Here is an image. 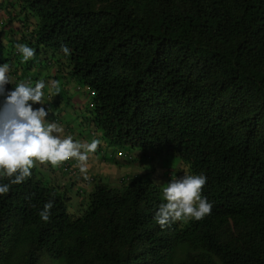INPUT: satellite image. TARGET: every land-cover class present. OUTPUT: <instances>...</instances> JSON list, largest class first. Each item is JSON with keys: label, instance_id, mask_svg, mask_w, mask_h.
<instances>
[{"label": "trees", "instance_id": "trees-1", "mask_svg": "<svg viewBox=\"0 0 264 264\" xmlns=\"http://www.w3.org/2000/svg\"><path fill=\"white\" fill-rule=\"evenodd\" d=\"M0 3V28L19 22L16 41L0 37V50L16 48L20 68L10 74L45 60L58 98L44 91L50 109L85 98L73 112L62 107L65 134L115 149L109 163L138 152L127 163L141 167L109 184L75 160L47 164L83 174L74 190L35 165L0 196V264H38L44 255L61 264H264V0ZM22 44L36 50L28 62ZM164 153L186 174L207 176L212 210L202 220L156 222L162 187L151 162Z\"/></svg>", "mask_w": 264, "mask_h": 264}, {"label": "clouds", "instance_id": "clouds-1", "mask_svg": "<svg viewBox=\"0 0 264 264\" xmlns=\"http://www.w3.org/2000/svg\"><path fill=\"white\" fill-rule=\"evenodd\" d=\"M61 51L65 56L71 55L66 44L61 45ZM18 52L22 62H28L36 54V50L27 44L18 45ZM10 71L9 63H0V196L7 194L12 184L29 179L37 163L58 166L71 159L79 162L82 173L86 172L89 154L95 153L100 141L83 142L72 135H64V128L48 119L53 113L44 101L45 82L40 80L33 86L22 81L9 89V84L13 85ZM56 94H59L58 87ZM119 153L116 156L125 162L134 156ZM63 174L77 181L84 176L80 172L66 170ZM125 177L128 175L120 177L118 182ZM5 178L8 183L2 182ZM206 182L207 176L203 173L171 178L161 189L162 201L155 212L154 218L160 227L177 221L202 220L209 215L212 204L203 195ZM52 207V201L44 204L39 213L43 220L50 218Z\"/></svg>", "mask_w": 264, "mask_h": 264}, {"label": "crops", "instance_id": "crops-1", "mask_svg": "<svg viewBox=\"0 0 264 264\" xmlns=\"http://www.w3.org/2000/svg\"><path fill=\"white\" fill-rule=\"evenodd\" d=\"M1 3H0V14L4 15L5 12H3L2 8H1ZM5 16V15H4ZM14 21V20H13ZM10 22L8 25L5 26V28H0V37H4V38H9L11 37L13 42L16 41L17 37L15 33V30L18 28V23L17 21L14 22ZM7 62V61H6ZM31 72L28 74H32L37 75L36 77L38 79H34L33 77H30L27 73L20 72V69L18 71V74L20 72V74L17 76V74H10L13 80V85L10 86L9 89L13 88L15 86V84L20 83V82H25V80L27 78H32V80L30 81L31 85H35V83L37 81L40 80H45V78L51 76L52 74H54V71L51 69H47L44 66V69H42V66H37L36 64L31 66ZM12 73H14L15 71H13V67H11V71ZM16 76V78H15ZM14 77V78H13ZM47 84H46V91L51 93V87L48 85L52 79L47 78ZM52 94V93H51ZM53 101H56V99H58L55 95H53ZM2 99V98H0ZM60 101L62 103H60L61 108H56L54 105H51V112L53 114H50V117H48V119L50 121L54 120L56 122H58L63 128V122L62 120L59 118V114L61 115L62 113V107L65 109L68 106H66L64 99H60ZM85 101L84 95H77V97L72 98V102L74 103V106H79L78 104H82ZM52 103V102H51ZM76 130V129H75ZM64 135H72L70 133V131H67V133L65 134V128H64ZM75 139L80 140V137H76L75 135H72ZM83 142H86L84 140H81ZM88 142H91L90 140H88ZM117 150V149H116ZM115 149H112L110 147H104V146H100L97 148L96 153H92L89 154V159L87 161V170L89 169V171L94 172L95 175H97L99 178H102L104 182L109 183V184H116L118 182V179L124 175H130L129 173L133 174L138 172V170L140 171L141 167L138 166L137 164L134 163H127L125 162L123 159H117V162H113V163H109L105 160V158L107 157V155L111 156V157H115ZM138 152H134V157L137 156ZM112 154V155H111ZM36 166L43 172L44 176L48 179H51L52 181L55 182H60L58 181L60 178V176H62V180L65 179L63 181V185L69 184V183H73V188L75 189H79V186L82 185V182H80L81 179L78 178V181L76 179H72V181L75 182H71L68 180V177H65V175L61 174L57 169L54 170H50L49 168L47 169V166H45V164H40L37 163ZM140 167V168H139ZM58 172V173H57ZM85 191H89L91 189V186H86L85 188H83Z\"/></svg>", "mask_w": 264, "mask_h": 264}, {"label": "rangeland", "instance_id": "rangeland-1", "mask_svg": "<svg viewBox=\"0 0 264 264\" xmlns=\"http://www.w3.org/2000/svg\"><path fill=\"white\" fill-rule=\"evenodd\" d=\"M4 15L6 17L5 13H4ZM17 36H18V41H19L21 36L18 33H17ZM20 42H18V43L20 44ZM14 51H16L15 46L10 47V45L7 44L5 46L4 50H0V59L4 55H7L8 57H10L9 60L7 61V63L11 64L12 67L20 68L19 63L17 62V56L14 55ZM4 57H6V56H4ZM12 59H15V60L10 61ZM41 65H42V69H44L45 60H43V63ZM27 72L30 73L31 70L29 69V70H27ZM69 97H71V96L69 95ZM68 110H69V112H73L74 111V105H72L71 103H68ZM45 164H47V163H45ZM151 165L155 169L154 177L158 179V182L162 188L167 186V183L171 178H175L177 176H181L183 174H186L185 170L181 171V168H180L181 164L179 162V159L171 153L170 154L164 153V154L154 156V160L151 162ZM48 168H51V170H52L53 167H48ZM66 175H68V174H66ZM58 179H59L58 181L63 182L62 176H60V178H58ZM63 180H65V179H63ZM79 201H80L79 196H77V194H75V199L72 202V205L78 204ZM76 207H77V205H75L73 207V209H71V210H75ZM38 264H61V263L57 262V260L50 259L49 257L44 255Z\"/></svg>", "mask_w": 264, "mask_h": 264}, {"label": "built area", "instance_id": "built-area-1", "mask_svg": "<svg viewBox=\"0 0 264 264\" xmlns=\"http://www.w3.org/2000/svg\"><path fill=\"white\" fill-rule=\"evenodd\" d=\"M120 154V153H119ZM68 169V168H67Z\"/></svg>", "mask_w": 264, "mask_h": 264}]
</instances>
